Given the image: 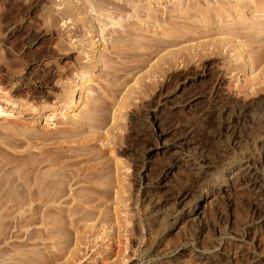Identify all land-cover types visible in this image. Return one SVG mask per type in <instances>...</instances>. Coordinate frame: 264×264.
<instances>
[{"label": "rangeland", "instance_id": "rangeland-1", "mask_svg": "<svg viewBox=\"0 0 264 264\" xmlns=\"http://www.w3.org/2000/svg\"><path fill=\"white\" fill-rule=\"evenodd\" d=\"M0 74V264H264V0H0ZM170 125L193 135L165 186L194 193L152 208Z\"/></svg>", "mask_w": 264, "mask_h": 264}, {"label": "bare ground", "instance_id": "bare-ground-1", "mask_svg": "<svg viewBox=\"0 0 264 264\" xmlns=\"http://www.w3.org/2000/svg\"><path fill=\"white\" fill-rule=\"evenodd\" d=\"M244 63H245L244 64L245 65L244 66L245 70L248 71L249 69H248V67H246V66H249L248 62H247V59H244ZM0 76H1L0 78L3 77L2 74H0ZM21 88L22 87L17 85L12 91H13V93H20ZM26 94H27V92H26ZM169 95L165 96V98L167 97V99L164 98L165 101H167V102H168V100H170V98H168ZM192 97H193V95H191L190 97H187L184 100H180V101L178 100L179 101L178 103L180 104L182 102H188L189 100L192 99ZM194 97H196V96L194 95ZM36 98H38V96ZM2 112H3V110L0 109V115H3ZM178 127H176V125L175 126L170 125L168 127H161L158 130L156 129V131L153 132L152 135H151L152 136L151 139L157 140V141H161V147H162V150H163L162 152H166L167 153V156H165V159L166 158L168 159L164 164L161 163V164L158 165L159 168H157V169H159V170L156 172L155 176L151 180L148 181V183H152L153 184L152 189L154 190V192H156L157 194L158 193H160V194L162 193L161 195H163V198H162V196L160 197L162 199H160V198L159 199H155L153 197L152 198L150 197L149 203L151 204L152 208L158 206L161 202L162 203H171V204H181V203L185 202V200L189 196L193 195L192 194L193 191L191 190V186H184V185L182 186L181 185L180 188L175 190V191H173L171 188H166V186H165V183H167L166 182L167 177L170 175V173L173 170V168L176 167L175 165H176V163L178 161L176 156L174 157V154H175L176 150H173V148L175 147V148L180 149L183 145L188 144L187 142L190 139H192V135H193L192 134V130L191 131H190V129L182 130V128L179 129ZM166 133L171 136V143L165 142L164 137H165ZM148 145L152 147L155 144H154L153 141L150 140ZM156 149H158V148L156 147ZM163 158H164V156H163ZM203 164H197L195 167L191 168V170L193 171V173H192L193 175L191 174L192 178H193V182L199 181L202 178V176L206 173V171H207L209 166H207L206 164L205 165H203ZM240 166H241V164H240ZM245 173H246L245 169L242 168V167L240 169L238 168L236 170H228L224 174L225 176L222 177V183H220L219 185H217L216 187H213L211 189H206V190L201 189V190H199L196 194H194L195 195V198H194L195 203H194V205L191 208L190 207H188V208L186 207L185 217L186 216H188V217L191 216L193 218L196 217V218H201L202 219L203 217H205L207 212H209L212 209V207L214 206L215 201H216V199L218 197L225 196L226 199H227V202H228V197H229L230 192L235 190V189H238V188L242 187L243 184L247 183L246 185L254 187L255 184H256L255 174L250 172L249 175H246ZM153 181H155V182H153ZM44 183L41 182V181H37L36 180L35 185H33V186L29 185L27 190L24 189V188H26L25 186L20 185V191H18L19 199L21 201H26L28 199L36 200L37 198H39L42 195V194L38 195L37 192H39V191H41V190L46 188L45 185H44V187L42 185ZM47 187H48V184H47ZM49 187H50V185H49ZM2 197H4V196H2ZM48 198H50V197H48ZM37 200H39V199H37ZM171 217H172V215H171ZM177 217H178V215L175 218L174 217L172 218V220L170 222V225H169V230L168 231H174V230H178L179 229L180 225L182 224V220L183 219H181L180 217L179 218H177ZM55 226H56V224H55ZM57 229H59V228H57ZM183 254H185V253H183ZM192 255H194L195 257H199V255L197 253L192 254ZM214 262H216V261L214 260ZM126 264H134V263L132 261H128Z\"/></svg>", "mask_w": 264, "mask_h": 264}]
</instances>
